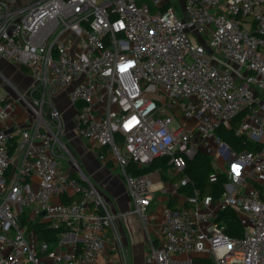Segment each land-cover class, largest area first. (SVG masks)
Here are the masks:
<instances>
[{
  "label": "built area",
  "instance_id": "obj_1",
  "mask_svg": "<svg viewBox=\"0 0 264 264\" xmlns=\"http://www.w3.org/2000/svg\"><path fill=\"white\" fill-rule=\"evenodd\" d=\"M178 3L0 0V58L33 81L29 99L17 90L0 98V264H96L110 231L123 248L125 214L110 210L60 141L55 101L65 92L79 137L122 170L129 215L144 222L157 192L177 197L189 185L188 161L201 152L220 162V198L195 190L185 206L164 208L146 264H264V0ZM242 113L235 136L253 150L238 152L217 132ZM160 159L181 176L168 188L158 171L129 170ZM229 209L241 237L217 221ZM36 222L60 231L55 247L38 242Z\"/></svg>",
  "mask_w": 264,
  "mask_h": 264
},
{
  "label": "crops",
  "instance_id": "obj_2",
  "mask_svg": "<svg viewBox=\"0 0 264 264\" xmlns=\"http://www.w3.org/2000/svg\"><path fill=\"white\" fill-rule=\"evenodd\" d=\"M173 1L179 4V0ZM27 73V71H24L21 67L14 65V63H9L0 58V82L1 80H4L3 86L0 87V98H15V90L18 92H20V90H24L21 85L23 82L21 78H23V80L27 78L32 79L31 76L26 75ZM5 80L10 82L8 84L10 86L9 88L5 86V83H7ZM3 87L6 89H3ZM68 100L67 93L65 92L55 101L62 114L64 128L63 135L65 134L66 139H70L72 136L75 137L76 142L74 145L77 146V155H79L82 160L81 165L84 170L83 172L93 185L100 187L104 193V198L108 203V207H110L114 213L118 212L125 214V218L118 219L116 224L117 233L122 242L123 248H121L118 244V241L115 238V233L110 231L104 250L99 254L96 264H146V257L152 248V243L155 246L160 245L157 229L163 220L164 208H177L185 206L187 203L186 195L179 192L177 197H172L162 192H157L151 207L148 210L149 218L147 222H144L136 215H129L130 212L133 211L134 206L129 198L126 183L121 190L119 183L121 184L122 181L120 178L119 180L115 178L116 176H114L112 180H109V182H103L104 179L101 175H99L100 172L104 171L105 174L113 172L109 168L105 167V164L102 163L105 161L100 160L99 156L94 151L87 150L83 147L81 140L79 143L80 137L77 132V114L75 109L70 106ZM16 121L22 127L30 123L28 112L26 108H23V106L18 108ZM219 163L220 162L215 163V172L216 174L224 176V174L219 170L220 167L217 166ZM213 179L215 178L213 177ZM158 181L159 180L156 179V187H158V190L162 185L168 188L166 185L173 184L172 181H160L161 185Z\"/></svg>",
  "mask_w": 264,
  "mask_h": 264
},
{
  "label": "trees",
  "instance_id": "obj_3",
  "mask_svg": "<svg viewBox=\"0 0 264 264\" xmlns=\"http://www.w3.org/2000/svg\"><path fill=\"white\" fill-rule=\"evenodd\" d=\"M245 116L246 113H242V115L233 123L231 130L221 128L217 132L227 144H229L234 150L238 152H243L244 150H253V145L248 142L246 138H239L235 136V130L238 127L239 122L244 119ZM106 161L108 166H110L111 159L107 158ZM147 168L140 170L130 168L129 170L132 171L133 174L138 175L142 174V171L146 170ZM166 168L169 167L165 166V163L164 165L162 164L160 169L161 172L163 173ZM186 173L190 178V183L188 186H183L179 189L181 194L191 196L194 194L195 190H199L203 196H212L215 201L220 198L226 176L216 174L212 157L200 152L193 160L187 162ZM213 177L215 179H213ZM180 178V175H176L171 181L173 184H176L180 181ZM64 198H67L64 199V202L69 203L72 198L79 197L65 196ZM217 221L225 226L228 236L232 238H238L244 235L245 226L234 210L229 209L224 211L218 216ZM29 229L34 230L40 244L47 243L53 248L59 242L60 231H56L46 224L40 222L32 223Z\"/></svg>",
  "mask_w": 264,
  "mask_h": 264
},
{
  "label": "rangeland",
  "instance_id": "obj_4",
  "mask_svg": "<svg viewBox=\"0 0 264 264\" xmlns=\"http://www.w3.org/2000/svg\"><path fill=\"white\" fill-rule=\"evenodd\" d=\"M15 65V64H14ZM24 70V69H23ZM24 71H26V70H24ZM27 76H30V74H26ZM22 76V75H21ZM22 79V87H23V89L24 90H20V94H22V95H24V96H26V99H29L28 98V96H29V91H30V88L32 87V85H33V81H32V79H29V78H27V79H24L23 80V78H21ZM3 84H4V80H1V82H0V87L1 86H3ZM5 86L6 87H10L7 83H5ZM3 89H6L5 87H3ZM30 101V100H29ZM69 101V100H68ZM69 103H70V106H71V102L69 101ZM64 129V128H63ZM66 136H65V134L64 135H62V136H60V141L63 143V144H65L67 147H68V151H69V157H70V159H75V161L78 163V165H79V167L81 168V170L82 171H84L83 170V168H82V160L80 159V157H79V155H77V146L76 145H74V143L76 142L75 141V137H73L72 136V138H70V139H66L65 138ZM78 138V137H77ZM80 140H81V144L83 145V147H85L87 150H92V151H94L98 156H99V158H100V156L101 155H105V154H107L108 152L107 151H105V152H103L101 149H99V148H95V147H93V146H91V143L90 142H88L87 140H85V139H79V143H80ZM87 142H88V144H87ZM80 145V144H79ZM73 158H72V157ZM101 160V159H100ZM103 164H105V167L106 168H109L113 173H107V174H105L104 173V171H102V172H100V174L99 175H101L102 176V178L104 179L103 180V182H109V180H112L113 178H114V176H116L115 178H117L118 180H119V178L121 179V181H119V182H121V184L119 183V185H120V189L122 190L123 189V187H124V184H125V181L123 180V178H122V170L117 166V164L114 162V161H112L111 160V162H110V166H108V164H107V161H105V162H102ZM164 163H165V166H168L169 168H166L165 170H164V172L162 173L161 172V165L163 164L164 165ZM215 163H216V160L213 158V166L215 167ZM60 165L61 166H63V167H70V165L65 161V160H61L60 161ZM154 171H158V173H159V175H160V178H161V181L162 182H168V181H171L172 180V178L174 177V176H176V172L174 171V170H172L171 169V167L168 165V159H160V161H155L153 164H151L146 170H144V171H142V174H149V173H152V172H154ZM110 185H112L111 183H109ZM166 186H168V187H170V185H166ZM97 187V186H96ZM99 189H100V187H98ZM156 188H158V187H156ZM100 191L102 192V190L100 189ZM101 194V193H100ZM102 194L104 195V193L102 192ZM110 208V207H109ZM111 211H112V209H110ZM113 212V211H112ZM149 214V213H148Z\"/></svg>",
  "mask_w": 264,
  "mask_h": 264
},
{
  "label": "bare ground",
  "instance_id": "obj_5",
  "mask_svg": "<svg viewBox=\"0 0 264 264\" xmlns=\"http://www.w3.org/2000/svg\"><path fill=\"white\" fill-rule=\"evenodd\" d=\"M156 184H157V182H156ZM155 187H156V185H155Z\"/></svg>",
  "mask_w": 264,
  "mask_h": 264
}]
</instances>
